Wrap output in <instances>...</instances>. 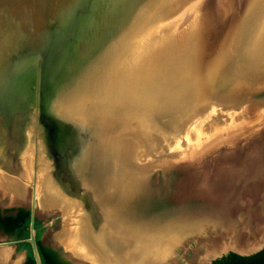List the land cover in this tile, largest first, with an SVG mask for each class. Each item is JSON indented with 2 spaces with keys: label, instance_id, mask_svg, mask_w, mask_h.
I'll list each match as a JSON object with an SVG mask.
<instances>
[{
  "label": "water",
  "instance_id": "95a60500",
  "mask_svg": "<svg viewBox=\"0 0 264 264\" xmlns=\"http://www.w3.org/2000/svg\"><path fill=\"white\" fill-rule=\"evenodd\" d=\"M213 1L218 2L208 0ZM220 1L227 6L233 0ZM251 1H245L234 34L218 48L217 74L207 81L193 75L172 101L137 111L139 117L152 116L163 146L197 114L208 115L194 138L199 140L195 152L124 191L119 156L106 137L121 128L126 103L134 101L124 96L132 91L125 75L138 73L151 28L168 23L171 15L161 18V0H0V168L17 175L9 167L17 168L28 150L32 157L25 198L0 190V257L6 264H92L59 241L61 210L41 207L42 168L55 189L81 203L96 234L108 226L109 213L115 214L118 228L144 236L156 248L158 264H245L243 258L264 252V148L219 153L213 166L187 162L222 143V129L234 132L238 112L246 109L249 117L264 112L259 46L264 0ZM204 10L209 9L203 6L200 16ZM231 32L232 27L225 37ZM245 69L252 72L248 79L242 76ZM223 73L230 80L219 86ZM238 80L248 81L236 97L226 98ZM109 83L119 102L110 125H104L100 115ZM184 139L170 152L190 144V133ZM54 214L60 227L52 240L58 250L37 233L41 219ZM96 248L106 258L102 247Z\"/></svg>",
  "mask_w": 264,
  "mask_h": 264
},
{
  "label": "bare ground",
  "instance_id": "6f19581e",
  "mask_svg": "<svg viewBox=\"0 0 264 264\" xmlns=\"http://www.w3.org/2000/svg\"><path fill=\"white\" fill-rule=\"evenodd\" d=\"M176 1L161 0L163 16L159 15L161 18H167L170 14L169 22L162 24L161 21L157 23L158 29L151 28L138 73L125 75L132 91L131 94L124 93V96L127 99L132 97L134 101L128 100L126 103L129 107L125 106L120 117L124 122L121 128L113 130L106 137V143L114 148L119 156L124 191L141 184L156 170L169 169L181 155L195 152L194 146L199 140L194 138L200 136L199 132L202 131L208 115L202 117L197 114L185 125L179 137L167 141L168 144L163 146L155 126H152L154 122L152 116L146 113L139 117L137 111L139 108L149 111L153 106L156 109L157 106L172 101L181 94V90L193 75L207 81L220 71L218 59L222 50L218 48L224 47L234 34L235 25L240 22L243 15L240 12L246 0H233L227 6L220 0L211 3L208 0L207 3H204L205 0H183L185 5L181 2L175 4ZM174 4L175 8H171ZM203 6L209 10H204L200 16ZM186 23L190 24L189 27L181 32L179 28ZM230 27L231 35L226 38L227 29ZM262 33L264 34V28ZM259 46L264 52V37ZM251 75L252 72L245 69L242 76L243 79H248ZM222 79L223 84L219 86H225L230 80L224 73ZM246 81L248 80L234 81L224 96L229 99L236 97ZM113 85L114 83H109L103 100L104 109L100 117L104 125H110V112L117 108L115 103L119 102L118 96H114ZM174 85L176 86L172 89ZM189 133L191 143L182 145L178 150L180 153L170 152L171 147L181 145L185 141L184 136H189ZM207 147L208 145H205L202 149ZM31 166V151L28 150L17 168L9 167L17 172V175H10L0 168V190L18 199H24ZM38 195L43 209L61 210L63 230L58 234V239L76 257L92 264H110L108 257L113 258L118 264H158L159 253L156 248L151 247L144 236L139 234L135 236L130 230L118 228L115 224L117 219L115 214L109 213L106 217L108 226L96 234L91 220L83 212L81 203L55 189L51 185L46 168L39 171ZM96 246L102 247L106 258L99 254ZM0 264H6L1 257Z\"/></svg>",
  "mask_w": 264,
  "mask_h": 264
},
{
  "label": "rangeland",
  "instance_id": "374dc122",
  "mask_svg": "<svg viewBox=\"0 0 264 264\" xmlns=\"http://www.w3.org/2000/svg\"><path fill=\"white\" fill-rule=\"evenodd\" d=\"M239 121L234 126V132L229 130H221L222 134L220 136L222 143L215 144L212 148L206 151L203 155H197L193 160L187 161L190 163H194V167L196 163H199V166H213L216 162V157H218L219 153H231V152H238L241 150L242 152L249 151L251 148L261 150L264 148V112L263 110H256L254 114L249 117L248 111L243 109L242 111L238 112ZM238 125V127H237ZM231 132L232 134H230ZM232 142V143H231ZM231 143V144H228ZM218 145V146H217ZM211 153V154H209ZM193 159V158H190ZM203 165V166H202ZM198 166V167H199ZM6 213V212H5ZM58 214L51 215L46 217L45 219H41L39 225L37 226V233L38 236L43 239L44 243L48 246H52L56 250H58L59 246L56 242L52 240V237L56 230L60 227L59 219L55 218ZM47 222H51L48 227H44ZM23 234L26 233L24 232ZM10 240V239H8ZM22 250V249H21ZM19 252V250H18ZM20 254V253H17ZM64 259L68 261H72V257L70 255H66L61 253Z\"/></svg>",
  "mask_w": 264,
  "mask_h": 264
},
{
  "label": "trees",
  "instance_id": "16d2710c",
  "mask_svg": "<svg viewBox=\"0 0 264 264\" xmlns=\"http://www.w3.org/2000/svg\"><path fill=\"white\" fill-rule=\"evenodd\" d=\"M243 259L245 264H264V252L257 254L253 257Z\"/></svg>",
  "mask_w": 264,
  "mask_h": 264
}]
</instances>
